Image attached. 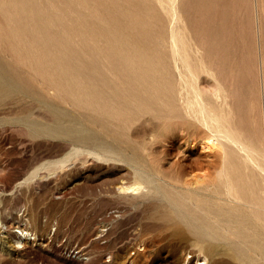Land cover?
<instances>
[{"label": "rangeland", "instance_id": "rangeland-1", "mask_svg": "<svg viewBox=\"0 0 264 264\" xmlns=\"http://www.w3.org/2000/svg\"><path fill=\"white\" fill-rule=\"evenodd\" d=\"M29 1L36 5V9L23 17L27 18V33L23 34L21 29H16L18 36L32 37L35 34L40 36L48 30L57 29L54 26L48 29V25L44 26L39 23V27L33 30V22L37 21V18L42 20L44 18H101L98 23L100 27H107L112 23L122 28L130 24V19L143 21L147 24L146 30L142 32L147 35V38H144L146 45L166 52V62L164 60L162 62L168 64L169 71L171 70L169 75L173 73L174 77H180V80L178 77L176 80L181 81L183 85H180L181 87L187 88L190 98L192 96V99L195 98L193 93H196L199 77L203 78L201 87L203 85L204 88H202L207 89L209 94L214 92L213 78L208 76L210 74L209 69L206 70L207 67L213 72L215 70L216 74L219 72L217 74L219 77L223 75L220 79L224 78L227 84L231 81L232 85L229 84L231 86L229 87L233 88L232 94L236 98L235 107L238 106L237 109H241L242 111H239L243 115L238 111L236 116L238 121H236L240 128L242 127L241 130L245 137L250 134L252 136L253 133L257 139L256 135L260 134L257 142L259 146L263 144L264 147L263 87L260 78L261 52H264V0L263 2L258 0L259 3L257 0H84L82 4L73 0ZM5 19L0 14V33L15 29L12 28L15 27L13 24L8 23L9 26H5L4 22H7ZM205 33L206 36L202 35ZM200 35L204 39H201ZM188 36H190V41H188ZM86 37L91 39L90 36ZM205 37H208L207 42L209 43L205 42ZM199 38L201 42L197 43L198 40L200 41ZM202 40L205 41L202 42ZM199 43H204L203 45L207 43V45L203 47L202 44L199 46ZM197 44L199 48L206 49L199 50L198 46H195ZM89 45L92 46L91 43ZM213 45L217 48L216 50ZM194 47L197 49L196 52ZM0 49L3 55L9 58L8 60L11 61L18 74H26V78L31 81L30 84L34 85L33 87L37 90L42 87L43 79H40L31 69L37 64L36 61L30 59L32 65L27 60L24 63L17 61L18 53H12L7 44H1ZM174 49L177 50L175 53ZM211 49H214L212 50L213 56L210 54ZM182 50L185 51V55H183L184 52L181 54ZM204 51H207L208 55ZM197 55L204 62L206 61L208 65L206 68ZM180 56L184 57L185 61ZM185 56H188V60ZM211 57L215 58H213L214 62L221 60L219 62L221 65L217 64L219 67L215 65ZM224 57H227L225 58L227 61ZM173 58L175 62L172 61ZM180 58L182 60H179ZM198 58L199 60H196ZM186 60L187 63H185ZM210 61L213 62L214 68ZM237 63H239V69ZM211 69L210 72H212ZM203 70L205 72H202ZM220 72L221 75H219ZM224 75L230 76L227 79ZM181 78L187 83H183ZM248 81L252 84L249 83V87ZM245 84L247 87H244ZM178 85L176 86L180 87ZM226 90L225 94L229 91ZM42 91L50 98L52 106L45 105L36 96L25 99L22 93L11 86H4L0 90V264H251V262L264 264V226L262 227L264 210H261L263 207L241 204L238 210H233L232 214L235 217L230 215L233 218L231 221L232 218L227 214V210H231L229 204L223 201H217L218 203L210 201L207 203L208 207L205 206V210H199L203 213L196 211L197 216L200 217L197 220L199 226L196 227L195 221L187 222L182 218L185 213L191 214L192 206L189 204H195V199H185L187 202L183 200L185 208L182 210L171 207V172L168 171L167 174L163 171L170 168L169 164L179 154L176 149L171 148L170 142L161 141V139L155 141L150 135L137 137L121 132L115 138L108 137L109 147L106 144V149L94 150L85 145L81 146L83 149L77 148L61 130L59 131V128L68 129L70 132L88 128L102 136L106 135L105 131L90 123L88 117L90 111L78 108L72 101L59 98L53 89L45 91L42 87ZM249 95L254 99L250 100ZM242 99L246 101H240ZM259 111L262 114L259 115ZM259 116L263 121L257 119ZM27 118L31 119L34 125L31 122L26 123L24 120ZM255 121L263 122V126L260 125L261 123L256 124ZM254 123L258 128L254 126ZM114 125L120 128L123 124L119 123L117 126L114 122L112 126ZM164 132L165 130L160 128V133ZM137 139L139 142L136 141ZM109 148H111L110 152H108ZM114 149L116 152H113ZM193 149L191 153L197 155L201 152V145H196ZM89 150L94 152H89ZM136 154L140 156L139 161L127 159L130 155L137 157ZM260 160L264 163V158L261 157ZM140 164L148 170L158 167V172L162 174L161 178L167 180L170 186L169 191L162 193L158 191V193L150 189V192L146 190L147 192L142 191L137 194L130 190H123L120 185H129L134 179L137 180L134 172L136 166ZM256 171L254 176L257 179L254 184L257 191L263 194L264 191L261 190L264 189L262 187L264 172ZM256 174L259 175V179ZM260 179L263 180L259 181ZM153 184L166 185L167 183L157 179L149 186ZM259 193L256 198L261 195L260 198L264 199V194L259 195ZM217 207L220 211L216 209ZM260 215L262 218L259 217ZM204 220L211 222L207 221L209 222L207 224ZM214 224L216 226H213ZM205 225L214 229L212 231L210 228L213 234H210L211 231L208 232L210 229L206 230ZM199 230L205 232V237L195 235V232ZM219 237L223 241L221 238L219 240ZM238 242L243 245L246 242L245 245L248 247L244 246L248 249Z\"/></svg>", "mask_w": 264, "mask_h": 264}, {"label": "bare ground", "instance_id": "bare-ground-1", "mask_svg": "<svg viewBox=\"0 0 264 264\" xmlns=\"http://www.w3.org/2000/svg\"><path fill=\"white\" fill-rule=\"evenodd\" d=\"M73 1H77L78 4H82L84 2V0H73ZM261 1L263 2V0ZM257 2H255V4ZM35 9H36V5H33V3H31L29 0H0V14L3 15L4 18H6L5 20L7 21V22H4L5 26H9L12 24L15 25V27H12V28H15L14 30H9V31L0 33V45L7 44L9 50L12 53L13 52L18 53L17 61H21L23 63L25 60L31 63L30 59L36 61L37 64L33 65L31 69H33V71L36 73L37 76L40 77V79H43L44 81L42 84L43 89L45 91L46 89H53L59 98L72 101V103H74L78 108H82V109H86L90 111V114L88 116L90 123L101 127L106 133L105 136H102L99 133L93 130H90L88 128H83V129L77 130L76 132H70L68 129L62 130L59 128V131L61 130V132H63L65 137L72 141L74 146L79 148L82 145H85L94 150L95 149L98 150V148L100 149L105 148L108 146L107 144L108 137L115 138L121 132L126 133V134L130 133L131 136L134 135L137 137H141L143 135H146L144 137H147L148 135H150L155 141H158V139H161V141H165V142L167 141L168 143L170 142L171 148L176 149L179 154V156L176 157L174 160H172L171 164H169L170 168L165 169L163 171V173H167L168 171L171 172V207L174 206L175 208L182 210L183 208H185V204L183 203V200L184 201L185 199L186 200L187 199L196 200L195 204L194 203L189 204L192 206L191 214L189 213L188 215L185 213L182 215V218L186 219L187 222H190V220H193L197 224V220L200 217L197 216L198 214L196 211L205 210V206H207L208 205L207 203H209L210 201H212V203L214 201L215 202L223 201L229 204L231 210H227L228 217H230V215L234 212L233 210H238L239 207H241L240 206L241 204L243 206L253 205L254 207L256 206L257 208L263 207L261 210H264V202H261V200H264V199H262V197L260 198L261 196L260 194L262 193H259V191H257L256 186L254 184V181L257 179L254 176L255 171L259 170V172L260 171L264 172V163H262L260 160L261 157L264 158V147H263V144L262 146L261 145L259 146L257 142V139L260 137L259 136L260 134L258 135L259 137L256 135L257 139L255 138V136H253V133H252V136L250 133H249L250 135H247V137L243 135L242 130H241L242 127L240 128L237 122L238 120L236 119L238 111L241 109H237L238 106L237 108L235 107L236 98H235V95L232 94L233 88L232 89L230 88L231 87L230 85H232L230 83L231 81L229 82L230 84L229 85L226 83V80L224 78H221L223 79L221 80L220 77H223V75L219 77L217 75L219 72H217V74L214 73L215 70L213 72L211 68H208L207 67L208 65H206L205 63L206 61L204 62L200 58V56L197 55L202 60V64L205 65L204 67L205 68L207 67L206 70L208 71L209 69L210 75L208 76H211L213 78L214 83H212V86H214V92H211V94H209L210 92L207 91V89L206 90L203 89L204 86L202 85L203 88L201 87L203 78L199 77L198 85H196V87L198 86L197 90L194 88L196 93H193V95L195 94V98L192 99L193 96L190 98L188 96L189 91L187 90V88L184 89L183 87L180 86L182 85L180 83L181 81L180 82L178 81L179 85L177 84L178 82L176 79L179 78L180 80V77L175 76L176 77L175 78L172 75L173 73L169 75V72L171 70L169 71V68L167 66L168 64L162 62L163 60L165 61L167 59L166 52L157 50V48L155 47L146 45L144 38H147V35L142 32L143 30H146L147 24H144L143 21H137L138 19H133V20L130 19L129 20L130 24L122 28L112 23L109 24L107 27H100L98 23L101 18H44V20L35 18L39 22L37 21L33 22V26H32L33 30L39 27V23H41L44 26L48 25V29H50L52 26H54L57 29L48 30L45 34H42L40 36L36 34L33 35L32 37H27L26 35L24 37H22V35L18 36V32L16 29H21L23 34L24 32L27 33V25H26L27 18H23V17L26 14L34 11ZM205 24L207 25V23ZM207 27H209V25ZM213 28L212 30H214ZM217 30L219 31V28ZM193 35H195V32H193ZM193 35L191 36L193 37ZM202 35L206 36V33ZM86 36H90L91 39L87 38ZM208 37H205L206 41L202 40V42L203 41L207 42ZM189 38L190 36H188V39ZM196 38H198V36ZM200 38H201V35H200ZM201 39H204V38H201ZM201 39L200 41L198 40L197 43L201 42ZM208 39L210 40V37ZM188 41H190V39ZM182 42H183L182 44H184L183 40ZM90 43L92 44V46L89 45ZM185 43H187V41H185ZM207 43H209V41ZM207 43L205 45H207ZM174 44H175V41H174ZM200 44L202 43H199V46H201ZM203 44L202 46L204 47L205 45ZM187 46L189 48V45ZM195 46L197 47L198 44ZM199 46H198L199 50L203 48V47L199 48ZM85 47H90V48H85ZM196 47H194L195 52L197 51ZM34 48H36L37 50L35 51ZM214 48L215 50L217 49L215 46ZM183 50L181 54L184 52L183 55H185V51L187 52V48L185 51ZM212 50L214 51V49H211V53H210L211 55L214 54L212 53ZM176 51L177 50L174 49V53ZM206 52L205 54H207ZM261 53L260 54L262 55L261 56L262 60L260 63L262 65V68H261L260 78L262 80L261 84L263 87L262 94H263V112H264V69H263V66H264L263 65L264 64L263 53L264 52H261ZM251 54H253V52ZM218 55L216 54V56ZM229 55H230V52H229ZM254 55L256 54L254 53ZM171 57H173V55ZM218 57H221V55ZM234 57H233V60L235 59ZM181 58H184V57H181ZM181 58L179 60H182ZM186 58L188 60V56ZM199 58L196 60H199ZM209 58L207 59L208 61H209ZM211 58H212L211 60H213L214 62L215 58L214 57H211ZM225 58L227 57H224V59ZM8 59L6 56L3 55L0 49V87L2 86L0 90L4 86L6 87L11 86L16 91L22 93L25 99L30 98V96H36L40 100H42V102L45 105L52 106V104L50 103V98L45 94V92L42 91V87L39 90L33 87L34 85L30 84L31 81L28 78H26L25 76L26 74H18V72H16V68L12 65L11 61ZM173 59L172 61L175 62V59L174 60ZM190 59L191 57L189 58V60ZM194 59H195V55H194ZM187 60L185 63H187ZM184 61H185V58H184ZM215 61L218 62V63L214 62L215 65L217 64L219 65V62L221 60L219 61L218 59V61L217 60ZM213 62L210 61V64L212 65V67L214 66L212 64ZM239 63H237V65ZM224 64L225 63H223V65ZM189 65H192V64L190 63ZM183 66L181 67L183 68ZM232 66L233 65H231V67ZM231 67H229V69ZM237 67L239 69V65ZM189 68L191 69V66ZM210 69L212 72H210ZM218 70L220 71V69ZM202 72H205V71L203 70ZM221 72L223 73L224 70ZM221 72L219 75H221ZM180 73L184 74L183 72H180ZM185 76H188V75L185 74ZM226 76L228 79V76L230 75H226ZM182 79L183 78H181V80ZM194 82L196 83L197 81H195L194 79ZM183 83H187V82L183 81ZM238 83H239V80H238ZM249 83L250 81H248V87L250 86ZM175 84L180 87H177ZM190 84H194V83H190ZM241 85L242 83L240 84V86ZM246 85L247 84H245L244 87H247ZM223 88L225 90L227 89L226 91L228 90L229 91L225 94L224 93L225 90ZM223 90L224 92L222 93ZM240 91H243V90H240ZM253 99L251 97L250 100H253ZM240 101L244 102L246 100L243 101L242 99ZM249 111L251 112V110ZM253 112H254V109H253ZM258 113L260 115L261 112L259 111ZM248 116H250V114H248ZM257 119H260V116ZM30 120L31 119L27 118L24 121L26 123H29L31 122ZM246 120H250V119H246ZM260 120L263 121L262 119ZM114 122L117 124V126H119V123L123 125L120 128H116L115 125H114L115 127L112 126ZM260 123L256 122V124L258 125ZM262 123L260 125H262ZM250 125L252 126L251 121H250ZM254 126H256L255 123H254ZM160 128L165 130L163 134L160 133ZM256 128H258V126H256ZM50 129H54V128L50 127ZM252 129H249V130H252ZM259 129H257V131H260ZM54 130H51V131H54ZM247 132L248 130L246 131V133ZM257 133H260V132H257ZM144 139L146 140V138ZM136 141L139 142L138 139ZM260 141L262 140L260 139ZM144 143L146 144V141ZM140 144H141V141H140ZM196 145H201V152L198 153L197 155H193L191 152H193L194 150L193 147ZM132 147L134 148L135 146H132ZM144 148H146V146ZM74 149L75 148H73V150ZM81 149L83 148L81 147ZM110 149L111 148H109L108 152H110ZM89 152H94V151L89 150ZM113 152H116V150ZM136 155L137 157L135 155L134 156L130 155V157H128L127 159L130 161H134V160L139 161L138 159H140L139 158L140 156H138L139 154H136ZM156 168L158 169V167ZM157 169L148 170L145 167H142V164H140V166H136V169L134 172V175L136 174L137 180L135 181L134 179L135 182L133 181L129 185L123 186L122 184L120 186L123 188V190L124 189L130 190L131 192H134V193L142 192V191L145 192L146 190L150 192V189H152L153 191H157V192L161 191V193L165 191L168 192L169 191L168 189L170 186L168 185L167 180H164L163 178H161L162 174L159 173ZM258 174H256V177L261 175V174L259 175ZM157 179H160L166 182L167 184L166 185L165 184L164 185H160V184L154 185L153 184V186H149L151 183L155 182ZM261 180L263 179H260L259 181ZM263 182L264 180L262 181V183ZM120 186L119 188H121ZM262 187H264L263 184H262ZM259 190L261 189L259 188ZM261 191H264V189ZM257 193H259L260 195L258 197L259 199H261L260 202H259V199L256 198L258 196ZM188 201H191V200H188ZM192 204H194L195 206ZM186 205L189 206L188 204ZM193 206L195 210L193 209ZM225 208H227V206ZM216 209H218V207ZM208 210L210 209L208 208ZM213 211H215V209ZM218 211H220V209H218ZM249 211L251 210L249 209ZM255 216L257 217V215ZM255 216H253L254 219H256ZM261 216L262 215H260L259 217ZM225 217H227V215H225ZM231 221H233V218L231 219ZM201 223L206 224L203 222ZM198 226H199V222L196 227ZM206 226L208 225H205V228L208 231L211 227L208 228ZM213 226H216V224H214ZM263 226H264V223H262V227ZM211 229L208 232H210ZM220 229L221 231L223 230L222 227ZM213 230L214 229H212V231ZM212 231L210 234H213ZM202 232L203 231H200V230L196 231L195 235L197 237H202L205 234V232L203 233ZM234 234H238V233H234ZM222 236H223L222 238H224V235ZM32 238L34 237L32 236ZM208 238L209 237H207V239ZM220 238L221 237H219L218 239L221 240L222 238L221 239ZM243 238L246 239L245 237ZM256 238L258 239V237ZM234 241H235V238H234ZM258 242L255 241V243H258ZM245 244L247 243L245 242L244 245ZM244 245L243 247L246 246ZM239 250L241 251V249ZM235 254H236V251H235ZM245 260H247V258ZM246 262L248 263V261ZM251 264L253 263L251 262Z\"/></svg>", "mask_w": 264, "mask_h": 264}]
</instances>
